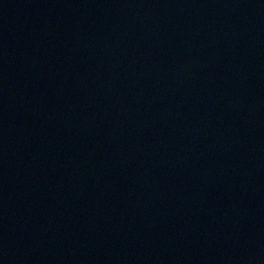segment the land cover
<instances>
[{
	"label": "water",
	"instance_id": "95a60500",
	"mask_svg": "<svg viewBox=\"0 0 264 264\" xmlns=\"http://www.w3.org/2000/svg\"><path fill=\"white\" fill-rule=\"evenodd\" d=\"M0 264H264V0H0Z\"/></svg>",
	"mask_w": 264,
	"mask_h": 264
}]
</instances>
